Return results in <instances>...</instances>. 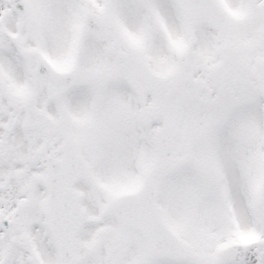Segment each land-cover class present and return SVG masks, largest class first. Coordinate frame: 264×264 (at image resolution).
Segmentation results:
<instances>
[{
    "label": "snow or ice",
    "instance_id": "obj_1",
    "mask_svg": "<svg viewBox=\"0 0 264 264\" xmlns=\"http://www.w3.org/2000/svg\"><path fill=\"white\" fill-rule=\"evenodd\" d=\"M0 264H264V0H0Z\"/></svg>",
    "mask_w": 264,
    "mask_h": 264
}]
</instances>
